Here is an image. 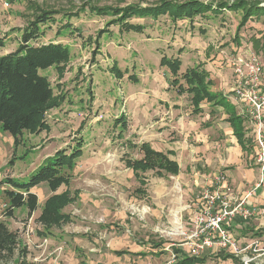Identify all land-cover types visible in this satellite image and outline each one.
Wrapping results in <instances>:
<instances>
[{
  "label": "rangeland",
  "instance_id": "1",
  "mask_svg": "<svg viewBox=\"0 0 264 264\" xmlns=\"http://www.w3.org/2000/svg\"><path fill=\"white\" fill-rule=\"evenodd\" d=\"M161 1L0 0V38H6L0 56L19 47L23 29L35 20L40 9L58 14L55 23L41 26L45 35L36 43L59 41L71 49L68 62L41 71L49 76L58 100V105L47 114L49 129L36 134L24 132L21 143L16 145L13 136L0 127V183L8 177L20 183L29 182L47 158L60 149L69 150L76 141L83 142V155L70 171V185H63L57 191L69 189L73 194L77 189L81 191L76 202L63 210L71 215V222L47 230L38 221L45 201L53 194L46 183L33 189L38 194L40 208L31 217L26 207H21L16 209L14 218H4L3 212L9 204L5 190L11 186L0 184V218L17 231L21 246L27 250L28 264H80L81 254L75 247L82 250L88 264H171L174 255L178 258L188 253L191 241L187 235L193 228L198 199L214 186L218 176L228 180L234 196L232 202L256 184H260L258 192L264 190L252 121L250 124L247 120V134L254 152L245 158L246 167L256 169L253 182L245 180L237 185L230 176L232 172H227L225 167L211 171L205 160L195 165V157L189 152L196 141L190 140L187 130L192 116L190 95L182 101V106L172 107V102L167 101L176 91L170 84L173 75L160 65L164 55L181 60L180 73L187 68H203L214 61V68L228 75L227 86L234 87L239 61L248 60L252 53L263 65L264 81V16H254L243 28L241 10H225L218 15L207 13L193 21L187 18L173 22L168 15L157 20L133 18V23L145 25L141 33L120 30L113 23L117 18L113 14L101 15L90 8ZM254 1L264 5V0ZM67 22L74 32L63 30ZM114 65L122 71L123 78L112 73ZM240 107L247 112L244 104ZM122 115L127 120L124 129L117 124ZM144 142L164 152L176 149L181 173L161 176L148 171L144 175L146 184L142 186L126 160L140 158V146ZM212 164L215 165L214 160ZM199 170L209 176L203 186L195 183ZM262 221L257 214L247 224L237 219L230 228L239 245L237 253L208 248L200 255L207 258L205 264H264V254L257 256L264 251V235L253 234L255 227L264 229ZM239 223L242 228L237 226ZM243 238H262V244L256 251L253 247L247 249L249 244L239 242ZM122 249L142 256L114 253ZM246 257L256 259L250 262ZM19 261L15 257L6 264Z\"/></svg>",
  "mask_w": 264,
  "mask_h": 264
},
{
  "label": "trees",
  "instance_id": "2",
  "mask_svg": "<svg viewBox=\"0 0 264 264\" xmlns=\"http://www.w3.org/2000/svg\"><path fill=\"white\" fill-rule=\"evenodd\" d=\"M94 13L101 15L113 14L117 17L113 23L123 31H136L143 33L145 25L133 23V18H150L157 20L163 15H168L173 22L180 19L194 20L197 16H206L207 13L215 15L225 10H241L243 12L241 27L243 28L254 16H264V5L254 0H162L156 4L142 5L140 3L128 4L124 7H90ZM35 20L23 29L19 47L8 54L0 56V127L9 132L16 145L21 143L24 132L32 134L49 129L47 114L49 110L58 105L51 81L48 75L41 73L52 67H60L68 62L71 57V49L68 45L51 41L48 43H36L45 35L41 26L55 23L54 10L40 9ZM63 30L74 32L70 22L63 26ZM105 32V31H104ZM102 36V35H101ZM6 38H0V48L5 47ZM100 48V46H98ZM160 65L167 67L173 79L171 86L176 88L179 94L187 93L191 97L195 111H201V104L206 101L214 106H222L228 112L238 141L244 150L251 149V140L246 137L243 118L237 114L236 107L227 96L220 92L212 91L214 84L210 73L204 68H187L180 73L182 62L179 58L162 56ZM112 73L123 78V73L114 65ZM132 79L137 80L132 76ZM117 124L123 129L127 127L125 115L117 120ZM83 142L76 141L75 145L68 149H60L52 157L40 165L37 172L26 183H20L15 178L8 177L0 184L7 183L11 189L5 190L9 204L3 212L4 218H14L16 209L26 207L29 217L40 208L39 197L33 189L42 183H46L53 194L45 201L38 221L46 228L60 227L72 220L70 214L63 212L69 204L78 198V191L74 194L68 189L64 192L57 191L63 186H69L76 161L83 155ZM142 156L135 159H127L126 165L131 168L136 178L143 185L146 184L145 173L154 171L158 175L176 176L180 172L178 161L166 153L153 148L144 142L140 146ZM140 189H138L139 191ZM255 236H263L264 229L254 232ZM176 252H180L176 250ZM118 255L131 254L128 250L116 251ZM15 257L20 260L18 264L27 263V250L21 246L17 231L12 230L6 219L0 218V264H6ZM234 257V255H227ZM205 256L184 254L178 257L173 264H205ZM84 264V263H82Z\"/></svg>",
  "mask_w": 264,
  "mask_h": 264
},
{
  "label": "built area",
  "instance_id": "3",
  "mask_svg": "<svg viewBox=\"0 0 264 264\" xmlns=\"http://www.w3.org/2000/svg\"><path fill=\"white\" fill-rule=\"evenodd\" d=\"M236 83L232 89L234 98L244 104L246 113L251 117L257 142L258 161L264 170V81L263 65L255 54L248 60L241 59L235 69ZM260 184L247 192L240 199H234L233 191L224 176L216 178L214 186L198 199L196 212L192 217L193 228L190 231L191 244L188 254L200 256L208 248L237 253L238 244L231 235L230 228L238 218L248 219L258 213V209L250 204ZM186 234L188 231H185ZM252 244L247 246L250 249ZM256 251V249H254ZM258 254L257 256H262ZM249 258V257H246ZM174 255V263L177 262ZM256 259L249 258L250 262ZM246 260V261H247ZM248 262V261H247ZM173 264V263H171Z\"/></svg>",
  "mask_w": 264,
  "mask_h": 264
},
{
  "label": "crops",
  "instance_id": "4",
  "mask_svg": "<svg viewBox=\"0 0 264 264\" xmlns=\"http://www.w3.org/2000/svg\"><path fill=\"white\" fill-rule=\"evenodd\" d=\"M214 64L215 62L213 61V62L208 63L207 65L205 64L203 65V68L210 73V78L214 82L211 89L212 91L220 92L223 95L227 96V99L231 103L232 101H234V103L232 104L235 105L237 114L243 118L244 120L243 125L245 127L246 137H248L250 140V136L247 134V130H248L247 120L251 124L250 116L248 115V113H246L244 110L241 109L240 104L242 103L237 101L234 98L233 93H231V90L233 89V87L227 86L226 82L229 81L228 80L229 78L227 77L228 75L225 72L224 74L222 69H215ZM233 82H234L233 84L235 85L236 74H234ZM174 94L175 95H171V97L168 98V101H167L168 103L172 102L171 104H172V107L174 108L176 106L177 108H179L178 106H182L183 104L182 101L185 99V97L189 96V94L187 93L179 94L177 91H175ZM190 103L192 104V101H190ZM166 105L167 103H165V106ZM200 107H201V111L196 112L195 106L193 104L190 106L191 109L189 110V113L192 116L190 117L191 121L189 122V124H187L188 125L187 130H188V135L190 136V140L196 141L194 143L196 146L192 149L191 152H189L192 157H195V161H194V163H196L195 165L198 166L201 161L205 160L204 164L210 167V169H213L211 171H214V170L216 171L219 168L225 167V170H227V172H232L230 176H232V181H235L237 185L244 183L245 180L253 182L256 178V169L247 168L246 158H245V156L250 155L252 154V152H254L253 145L250 143L252 148L251 149L249 148V150L247 151L242 148L234 132V128L231 122L229 121L230 115L228 114V112L225 110L224 107L214 106L212 103L206 102V101H204ZM176 110L177 111L181 110V107L180 109H176ZM187 121L188 120H186V122ZM175 150L176 149L170 148L166 153H170V156L174 158L176 161H178L176 158L177 153ZM255 150L257 151L256 144H255ZM201 154L202 156L200 157ZM213 160L215 161V165L212 164ZM179 166H180V172H179L180 174L181 173L180 163H179ZM199 171L196 172L197 176H196L195 183L197 186H203L201 184H205L209 176L206 175L207 174L206 172L202 174L201 171L200 172ZM262 171L264 175V170ZM257 190L255 192L256 196L254 194L255 197L254 198L252 197L250 202H252V204L258 208L257 215H259L260 220H262L264 219V190H261L259 192ZM75 191L79 192L78 194V198H79L81 191H79L78 189ZM66 207L64 209H66ZM250 219L251 218H248V219L238 218V221L244 222L245 224H247L248 221H250ZM263 223L264 221L261 222V224ZM9 226L12 227L10 224ZM237 226L239 228H242V225L240 223ZM255 229L257 232L259 229H262V228L255 227ZM241 240L239 242L240 243L242 242L241 243L242 245L252 244L253 249H256L258 246L262 244V241H261L262 238H256L252 240H247L246 238H243ZM75 250L80 252L81 254L80 256L82 260L80 264L82 263L88 264L86 257L81 252L82 250L79 247H75ZM122 250H128V249H122ZM116 251H120V250H116ZM116 251H114L115 254H116ZM227 252L234 253L229 250ZM130 253L131 254H125V255L140 254L142 256V253H133L131 251ZM119 256H123V255H119Z\"/></svg>",
  "mask_w": 264,
  "mask_h": 264
}]
</instances>
